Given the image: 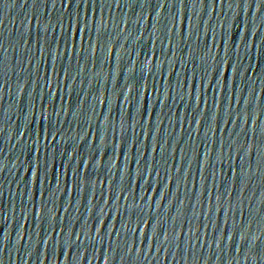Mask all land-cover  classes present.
<instances>
[{"label": "water", "instance_id": "95a60500", "mask_svg": "<svg viewBox=\"0 0 264 264\" xmlns=\"http://www.w3.org/2000/svg\"><path fill=\"white\" fill-rule=\"evenodd\" d=\"M0 264H264V0H0Z\"/></svg>", "mask_w": 264, "mask_h": 264}]
</instances>
